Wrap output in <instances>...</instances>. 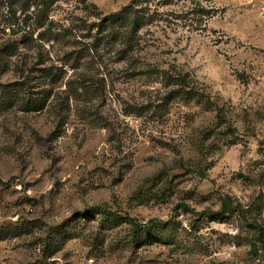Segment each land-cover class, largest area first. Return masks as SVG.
<instances>
[{
  "label": "rangeland",
  "instance_id": "374dc122",
  "mask_svg": "<svg viewBox=\"0 0 264 264\" xmlns=\"http://www.w3.org/2000/svg\"><path fill=\"white\" fill-rule=\"evenodd\" d=\"M0 234V264H264V0H0Z\"/></svg>",
  "mask_w": 264,
  "mask_h": 264
},
{
  "label": "trees",
  "instance_id": "16d2710c",
  "mask_svg": "<svg viewBox=\"0 0 264 264\" xmlns=\"http://www.w3.org/2000/svg\"><path fill=\"white\" fill-rule=\"evenodd\" d=\"M27 7L29 8V5ZM42 10L43 11L41 12V14L44 13V8H42ZM129 11L130 10L128 11L126 10L125 12L122 13V16H125L123 18L124 23L125 22L127 23V26H125V34L123 36L125 38L124 39L125 43L131 45V43L134 44V38L139 32L141 25L143 24L139 25L141 21H139L140 16L138 13L140 12L131 14ZM116 19L117 18H115L113 21H115ZM182 207L185 210L191 211V209L188 208L186 205ZM237 208L241 210H245L240 204L236 203L235 200H233L232 198H227L222 202L220 211L216 213L209 212V216L216 217L223 214H228L231 213L232 211H235V209ZM95 215H100L102 218L101 224L109 228H116L118 225L122 223L127 224L130 228L129 234L132 238V244L135 241H140V242L144 241L143 239L146 237L144 236V234L146 232H152V234H154V237L160 234V226L162 223L155 224L153 225L152 229H149L148 227H144L142 224L138 223L135 218H132L129 215L124 216L121 213H118L117 211L114 212L108 209L107 207L95 206L88 208L87 210L81 213V216L84 218ZM260 235H262V231L260 232ZM1 237L2 235L0 234V238ZM261 242L264 243V241Z\"/></svg>",
  "mask_w": 264,
  "mask_h": 264
},
{
  "label": "built area",
  "instance_id": "2783aa9c",
  "mask_svg": "<svg viewBox=\"0 0 264 264\" xmlns=\"http://www.w3.org/2000/svg\"><path fill=\"white\" fill-rule=\"evenodd\" d=\"M254 264H263V263H261V262H257V263H254Z\"/></svg>",
  "mask_w": 264,
  "mask_h": 264
}]
</instances>
